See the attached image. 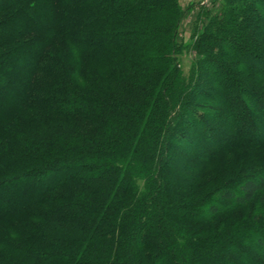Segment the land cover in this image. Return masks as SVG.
<instances>
[{
    "label": "trees",
    "instance_id": "trees-1",
    "mask_svg": "<svg viewBox=\"0 0 264 264\" xmlns=\"http://www.w3.org/2000/svg\"><path fill=\"white\" fill-rule=\"evenodd\" d=\"M178 1L0 0V264H264V167L207 175L261 132L264 0L187 77Z\"/></svg>",
    "mask_w": 264,
    "mask_h": 264
},
{
    "label": "rangeland",
    "instance_id": "rangeland-1",
    "mask_svg": "<svg viewBox=\"0 0 264 264\" xmlns=\"http://www.w3.org/2000/svg\"><path fill=\"white\" fill-rule=\"evenodd\" d=\"M178 2L182 10V17L178 24L176 41L182 49L177 53V64L184 76L187 77L192 70L194 61H197L201 56L196 53L193 47L198 34L208 26L210 18L213 16L223 17L231 5L227 0H179ZM263 82L261 84H264ZM258 124L261 128L259 133H253L245 125H242V133L250 139H256L255 146L220 154L210 163L207 175L211 184L216 180L224 181L230 176L232 177L233 172L238 169L243 174L255 175L259 171L258 169L264 167V145H262L264 144V126H262L264 121L258 122ZM200 141H202L201 138ZM199 143L198 148L207 149L202 142ZM257 207H259L258 201L249 206L251 210Z\"/></svg>",
    "mask_w": 264,
    "mask_h": 264
}]
</instances>
